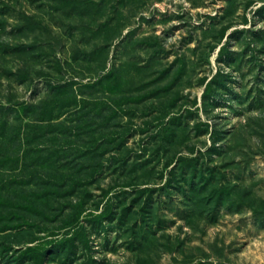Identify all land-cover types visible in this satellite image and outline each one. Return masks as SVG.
Wrapping results in <instances>:
<instances>
[{"label": "rangeland", "instance_id": "374dc122", "mask_svg": "<svg viewBox=\"0 0 264 264\" xmlns=\"http://www.w3.org/2000/svg\"><path fill=\"white\" fill-rule=\"evenodd\" d=\"M0 264H264V0H0Z\"/></svg>", "mask_w": 264, "mask_h": 264}]
</instances>
